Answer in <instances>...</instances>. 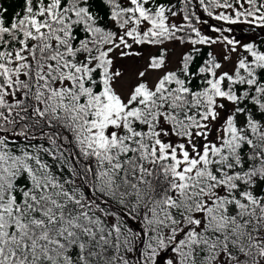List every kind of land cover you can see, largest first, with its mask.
<instances>
[{
    "label": "snow or ice",
    "instance_id": "obj_1",
    "mask_svg": "<svg viewBox=\"0 0 264 264\" xmlns=\"http://www.w3.org/2000/svg\"><path fill=\"white\" fill-rule=\"evenodd\" d=\"M0 264H264V0H0Z\"/></svg>",
    "mask_w": 264,
    "mask_h": 264
},
{
    "label": "rangeland",
    "instance_id": "obj_2",
    "mask_svg": "<svg viewBox=\"0 0 264 264\" xmlns=\"http://www.w3.org/2000/svg\"><path fill=\"white\" fill-rule=\"evenodd\" d=\"M183 49L176 48L174 52L170 53V61L175 62L179 59V56ZM216 54L218 56H222V51L221 49L217 48L216 49ZM119 65L121 66L122 70L125 71L126 73V79L130 82H135V76L136 73L141 70L147 63V51L145 52V56L139 60H125V61H119ZM227 67V66H226ZM152 73L149 74L147 79L152 78Z\"/></svg>",
    "mask_w": 264,
    "mask_h": 264
},
{
    "label": "trees",
    "instance_id": "obj_3",
    "mask_svg": "<svg viewBox=\"0 0 264 264\" xmlns=\"http://www.w3.org/2000/svg\"><path fill=\"white\" fill-rule=\"evenodd\" d=\"M8 4L11 5L12 4V0H8ZM11 11L12 9L10 8V11H9V15H11ZM238 36L240 35L239 32L236 33ZM205 51H207V49H205Z\"/></svg>",
    "mask_w": 264,
    "mask_h": 264
}]
</instances>
